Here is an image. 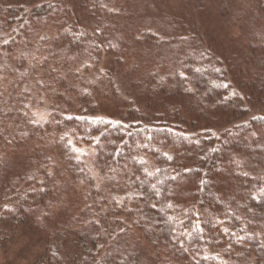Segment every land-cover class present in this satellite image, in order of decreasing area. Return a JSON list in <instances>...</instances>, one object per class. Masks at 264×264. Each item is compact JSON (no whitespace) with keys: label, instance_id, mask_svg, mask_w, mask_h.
<instances>
[{"label":"trees","instance_id":"16d2710c","mask_svg":"<svg viewBox=\"0 0 264 264\" xmlns=\"http://www.w3.org/2000/svg\"><path fill=\"white\" fill-rule=\"evenodd\" d=\"M25 221L79 264H264V0H0V239Z\"/></svg>","mask_w":264,"mask_h":264},{"label":"rangeland","instance_id":"374dc122","mask_svg":"<svg viewBox=\"0 0 264 264\" xmlns=\"http://www.w3.org/2000/svg\"><path fill=\"white\" fill-rule=\"evenodd\" d=\"M77 153L87 156V159L94 155L89 146L78 148ZM44 237L33 229L31 223L25 221L20 224L12 235L0 239V264H49L47 259L52 257L55 264H79L81 253L77 249L81 250L72 246L74 243L71 238L66 239L61 247L55 248L52 254L50 247L45 246Z\"/></svg>","mask_w":264,"mask_h":264}]
</instances>
